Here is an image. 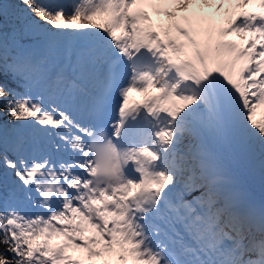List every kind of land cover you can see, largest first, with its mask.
<instances>
[{
  "label": "rangeland",
  "instance_id": "obj_1",
  "mask_svg": "<svg viewBox=\"0 0 264 264\" xmlns=\"http://www.w3.org/2000/svg\"><path fill=\"white\" fill-rule=\"evenodd\" d=\"M59 1L62 0H27L24 11H21L22 6L19 0H0V14L7 20L32 24V26L43 30L45 34L42 39L36 42L20 45L17 42V34L21 31L19 24H13L15 33L6 34V31L0 30L6 34V39L0 36V43L6 47L15 44V48H10L9 51L0 47L1 71L20 74L29 81V86H32L33 80L39 82L47 80L56 65L61 75L64 74L63 69L73 59L70 58V54L72 46L76 42L84 40L93 43L99 39L98 27L104 28L105 26L103 22L98 21L101 16L96 10L83 8V0L75 1L72 10H69L70 6L57 8ZM189 6L195 7L196 10L201 8L205 10L214 9L218 16H220L219 12L225 14L227 20L231 18V14L219 8L216 0H179L164 17L167 19L163 23L164 26L169 22H174L176 13ZM26 16L27 18H23ZM207 19L208 15L205 16L206 21ZM200 36L198 28L192 29L191 33L187 35V42L180 51L178 67L175 70L164 66L156 47V40L155 38L151 40V47L153 50H157L158 58L157 62L150 67L153 76L152 85L158 86L165 77H170L174 81L172 96L157 109L158 115L164 123L165 131L149 138L150 160L151 158L158 161L163 160L164 164L158 176V190L165 196L174 194V192L178 196H185L184 200H187L183 204L190 210V214L199 211V215L197 214V218H195L198 224L201 223L204 226L208 220H211L210 216L214 215L215 221L211 223L208 232L215 233L218 231L219 220L222 219L230 223L232 230L241 226L239 228H242L243 231L235 238L237 247L231 251L235 253L241 251L244 244L247 243L246 241L239 242V238L245 235L247 241L252 242L255 246L249 248L252 253L250 257L245 256V253L242 252L240 259L243 257L245 260L243 262L260 259V264H264V241L258 240L256 235H249L248 229L243 227L244 223L233 220L234 217L226 218L225 213H223L226 202L232 203L238 195V178L255 186V193L264 196V189H260L259 186L261 168L264 167V155L256 163L249 162L248 157L251 154L247 157V154L244 153V144L241 143L242 140L251 138L253 142L257 143L254 145L258 147L256 151L259 152L264 146V133L260 131L261 117L258 113L249 112L256 105V107H261L264 115V53L262 48L258 49L253 41L248 40L246 45L235 43L227 49L222 47L214 58L215 63L227 66L230 88L227 95L229 101L225 108V117L230 131L236 133L237 139L234 142L233 157H235V167L240 175L236 178L232 177L228 181L209 183L193 164L192 152L195 139L202 134H207L214 142L221 145H225L228 140L220 130V125L224 119L223 112L216 104L204 80V72L208 66L206 61L199 56ZM238 46L242 47V51L236 52ZM15 51L21 52V54L16 55ZM5 55L9 56L10 62L4 58ZM78 58L77 62L84 65L85 60L81 52H78ZM195 64L200 66L202 75L199 74L197 68H194L193 65ZM77 71H79V67H77ZM56 78L58 79L59 76ZM35 96L37 95L35 94ZM52 122H57L55 116L45 112L40 121H36L19 132L12 133V129L5 123L1 127V146L12 149L13 154L18 157L16 159L17 164L23 166L28 164L25 171L15 173L11 162L6 159L1 160L4 169L9 170L10 178L15 181L19 189L27 186L28 181L36 179L37 170H39L38 165H31L27 154L30 148H34L35 142L48 136L46 126ZM176 131H182L181 136H175ZM185 140L188 142V148L182 149ZM248 146L246 145V147ZM257 155L254 154L253 161L257 160ZM24 157L26 162L20 160ZM165 177L170 179L167 184L163 182ZM35 181V188L28 189L27 199L15 196L11 191L10 197L5 199V209L10 212L9 227L11 229L24 231L30 228L32 223L30 210L27 206L37 198L43 204L48 203L55 195V186H52V181L44 179H36ZM200 186L204 190L195 196L194 191ZM178 188L184 191L178 192ZM52 216L61 219L59 213H52ZM44 222L46 229L38 233L41 242L43 243L48 236L56 234H59L58 241L60 242L48 249L45 264H82L81 262L87 259L107 261L112 258L109 252L100 255L92 251V248L101 242L90 246L86 244L77 245L71 240V235H74L71 230L64 226L56 227L49 223L48 219H44ZM83 227L85 229L90 228L86 224ZM226 229H228L226 226L222 228V230ZM220 234L227 238L225 240L227 246H231V236L225 231ZM70 258H76L79 261H71Z\"/></svg>",
  "mask_w": 264,
  "mask_h": 264
},
{
  "label": "bare ground",
  "instance_id": "obj_2",
  "mask_svg": "<svg viewBox=\"0 0 264 264\" xmlns=\"http://www.w3.org/2000/svg\"><path fill=\"white\" fill-rule=\"evenodd\" d=\"M75 0H71V2H73ZM167 0H162L163 3H165ZM205 1V0H203ZM218 2L219 8L222 9V11L226 10V13H232L234 11V0H216ZM84 4L86 5V8H94V10L97 11V13L101 16L100 18H98V21L103 22L104 26L106 27V29H109L111 27L114 28V30L117 28V25L114 21V14H115V8H114V2L113 0H87L84 2ZM73 5H70V9L72 10ZM204 10V9H203ZM198 11L196 9H194L193 6H189L187 7L186 10H184L182 13H179L177 16L178 18L175 20V23L178 26H183V25H188V30L186 32H183V38H184V43H186V35L190 32V29L192 27L193 30H195V25L197 26V28L199 29V31L201 32L202 36H209L210 37V44L208 47V56L206 57V61L210 62V59L215 56L217 54V50L220 49L221 47L224 46L225 49L229 48V46L236 41L239 42H246L245 39H242L243 37L246 36V33H242V37L238 36L239 33V29L238 27H236L233 23V21L230 23V25L228 26L227 24V28L233 29L235 33H228L227 31L221 36V39L217 42V45L214 46L215 43H212L211 41V35H210V30L211 29H215L216 26V22L219 19L225 18V14L223 15V13H219L220 17L215 18L216 15V11L210 10L208 12L204 11V12H200V16L196 17L195 14ZM209 14L208 15V21H205L203 14ZM185 23V24H184ZM198 24V25H197ZM160 28L162 29V25L159 23ZM191 29V30H192ZM152 33L149 32L146 35V38L144 40V45H145V49L148 53L151 52V49L149 48L150 42H151V37H152ZM114 38V34H112V36H107V38H101V41L96 40L93 44L89 45L90 47L87 48V50H81L83 48H77L75 47L73 50V54L74 52L79 50L78 52H84V70L85 73H90V71L92 70V65L91 63H89V59L90 58H98L100 57L106 50L107 46H109L112 42ZM242 40V41H241ZM80 43H86V41H82L79 42ZM87 44H89L87 42ZM239 50H241L242 48H239ZM239 50H237V52H239ZM227 51V50H226ZM225 51V52H226ZM152 53V52H151ZM215 64L211 61L209 63V69L211 67H213ZM62 66V64H61ZM219 68L225 73L224 74V79L227 80V83L229 82V76L226 74V67L220 66L218 65ZM57 67V65L55 66ZM175 67H177V62L175 63ZM53 70V69H52ZM70 70L67 68L63 69L64 74L60 75L61 73L57 70L53 75L54 77L59 76V77H66L67 73ZM53 73V72H52ZM149 75V73H147ZM53 79V78H51ZM67 81H64L63 84H66ZM222 100L224 101V95ZM228 103L224 104V106H220V110H222L223 112V127L225 128V131H228L229 126L227 124V120L225 117V108L227 107ZM154 130L153 126H149V125H143L142 126V134L144 135V137H146L148 135V132ZM231 136H233V134H231ZM231 136H228V139L231 138ZM233 145L230 141L227 142L226 145V150L228 152V154L231 156L234 152L233 149ZM188 148V142L187 140L184 141L183 145H182V149ZM149 156H151L149 154V150L148 148H143V153L141 154V158L143 159V161L147 164H149L151 161L149 160ZM233 156V155H232ZM156 161V160H154ZM235 162V160H234ZM158 174L159 171H153V182L154 185H158ZM239 173L237 171L236 175L234 177H238ZM169 178H164V182L165 184H167L169 182ZM238 180H240L238 178ZM52 186L53 183H52ZM203 187L200 186L198 189H196L194 191V195L198 196L202 191H203ZM184 190L181 188H178V192H183ZM142 193L146 196V198H149V200H152V195L149 194V187L144 185L142 188ZM185 196H181L180 200H184ZM217 211V210H216ZM217 214V212H216ZM114 217L116 219V222L114 224V226L110 229H107L106 233H105V241L106 244H108L107 242H109L108 244V248L111 251V255L112 258L105 261V260H99L98 263H103V264H119V263H124L127 264L128 262H131L132 260L135 261V263L138 264H154L151 260L150 254L144 249L143 245L138 244L136 241H134L132 239V234L130 232H128L125 223L123 221L122 216L119 213H115ZM210 221L208 220L205 225L203 226V229H205L206 231L209 230V227L211 226V223H214L215 221V217L214 215L210 216ZM69 222L73 223L74 225H79L78 222H75L73 220H70ZM219 228H218V233L217 235H220L221 232L225 231L227 232L230 236H231V240H232V244H231V248L237 247L235 238L238 236V234H240L243 229L242 228H238L237 230H232V228L230 227V223L229 222H225L223 219L219 220ZM226 226L228 227V229L226 230H222V228ZM231 228V229H230ZM230 229V230H229ZM93 234V233H91ZM214 234V233H212ZM239 238V237H238ZM97 239H100V237H98ZM227 238H225L226 240ZM212 239H208V241H210ZM241 241H246L247 244H244V247L241 249L242 252H244L245 256L250 257L252 255L251 250H249V248L254 247L255 245L252 242L247 241L246 236H241L239 238V242ZM86 244H90L91 242L89 240L85 241ZM238 243V242H237ZM98 249H100V252L102 251V248L98 247ZM227 255L230 257L231 253L227 252ZM144 259L142 262L139 260ZM92 262H89L88 264H91ZM86 264V263H85ZM94 264V263H92Z\"/></svg>",
  "mask_w": 264,
  "mask_h": 264
},
{
  "label": "trees",
  "instance_id": "obj_3",
  "mask_svg": "<svg viewBox=\"0 0 264 264\" xmlns=\"http://www.w3.org/2000/svg\"><path fill=\"white\" fill-rule=\"evenodd\" d=\"M24 6H26L27 0H19ZM27 18V16L25 17ZM0 24L3 31L14 30L13 24L15 21L11 19L7 20L2 14H0ZM21 32L17 35L20 39L26 42H31L39 39L43 33L30 24L19 23ZM16 31V30H14ZM27 90L25 81L21 75L10 74L0 71V132L4 123L11 125L12 127L25 128V126L32 123V121L40 115L42 111L38 103L33 101L29 96H24L22 92ZM9 99V100H7ZM250 113H258L261 117L260 131L264 133V115L259 111L258 107L253 106L249 110ZM182 131L177 132V136H181ZM252 140H248L251 142ZM252 144H257L252 142ZM262 151H256L255 149H249L247 152L251 154L249 159H254V154L257 155V160H260L264 155V146L261 147ZM8 156V157H7ZM3 157L12 158L10 151L5 150L0 146V160ZM262 178V186L264 188V167L260 172ZM12 190L13 194L21 197L26 194V191H20L16 188L15 181L10 179L8 174L2 169L0 164V201L9 195V191ZM10 218V212L6 211L0 202V264H43L44 251L40 249L38 235L26 231L11 229L8 225ZM43 226V225H42ZM33 230H35L34 226ZM262 235L260 238H263ZM51 238L49 241H52Z\"/></svg>",
  "mask_w": 264,
  "mask_h": 264
}]
</instances>
